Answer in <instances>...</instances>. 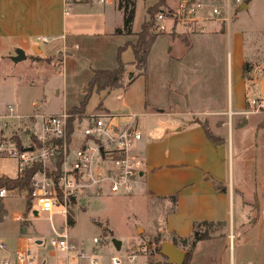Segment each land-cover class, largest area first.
Listing matches in <instances>:
<instances>
[{"label": "crops", "instance_id": "obj_1", "mask_svg": "<svg viewBox=\"0 0 264 264\" xmlns=\"http://www.w3.org/2000/svg\"><path fill=\"white\" fill-rule=\"evenodd\" d=\"M231 1L230 23L221 18H211L204 23V33L192 35L174 33L177 36L188 37L183 39L189 42H178L180 39L173 38L170 33L157 37L156 41L160 39L171 41L164 42L165 47H162L155 57L159 74L167 80L166 90L171 92L168 98L157 99V95H155L157 100L150 98V91L146 87L148 68L144 75L137 77L131 84V89L136 83H141V88L143 86L139 100L134 98L135 101H139L140 107L131 113L137 116V124L138 116H168L161 126L142 134L138 148L144 157L145 165L131 196L140 200L146 199L152 207L151 210H154L149 235L160 234L163 242L169 241L175 244L184 250L186 255L190 253L188 264H222L223 257L218 256H223L225 253L224 264H242V257H239L237 261L235 256L236 233L241 240L240 234L247 236L251 227L256 225L246 226L244 222L248 218L245 211L247 201L245 193L240 190L234 180L235 168L236 175L239 176V167L235 164V148L244 149L240 143L246 142L244 139L248 134L252 135L255 142L258 137L264 141V110L251 114L249 117L241 114L247 109V102L244 105L238 100V94L234 95L232 81L231 85L230 82L228 84V78L230 79V76L232 78L233 73L232 61L230 66L232 49L229 45L227 50V42L220 41L224 39L226 26L228 38H230L232 18L234 21L238 16V19L233 22L236 25V31L241 33V42L237 47L238 66L235 68L240 69L241 82L247 88L243 66L245 61H252L246 56L249 47L244 42L245 27L238 21L241 16L252 14L259 0H250L247 6H244L243 0L240 3ZM82 2L89 3L90 6L80 4ZM97 2L103 3L104 7L94 8L93 0L73 2L75 6L68 20L64 12L63 0H0V54L8 52L9 46L21 47L26 51L34 43L31 41L34 34L47 32L52 39H64L58 45H61L65 55L69 54V49L81 50L82 53L89 55L94 48L97 57H94L96 61H92L95 62L96 69L116 68L119 48L127 43H136L139 31L133 30V34L130 35L116 34L115 30L122 27L123 19L107 23V5L112 4V1L97 0ZM226 2L227 0L223 3V8L219 4H212L209 9L205 7L201 15L210 17L213 6H219L223 10ZM114 11L116 12L115 9ZM87 15H90V18L84 21L86 25L94 26L101 23L103 26L101 32L92 33V36H102L105 39L110 37L111 42H68L65 35L67 28L71 30L68 36L73 39L85 35L86 32L81 26L82 18ZM45 37L47 38V35ZM156 41L148 61L155 47L160 43ZM33 47L36 52L39 51L40 58L50 57L48 55L51 54V48L47 49L45 56L40 47ZM218 50L221 55L223 54L220 60V63L221 61L223 63L222 74L217 67L218 59L214 56ZM61 57L64 64V60L68 57ZM121 58L128 65L125 77L129 78L134 70L131 64L134 60L131 46L125 48ZM235 73L238 76L239 71ZM221 77L223 88L219 94L218 79ZM263 91L262 83L261 95H264ZM102 93L108 94V91ZM220 95L225 100L223 107H218L215 103ZM118 96L124 100L126 91H122ZM179 98H184V107H178ZM125 105L128 106L126 103ZM107 111L111 112L108 109ZM19 113L32 114V112L24 111ZM204 115L213 117L223 115L225 118L216 126L217 130L213 131L205 129L201 120ZM130 120L128 117L123 118L124 122ZM207 130L211 136L207 134ZM254 145L258 146L259 143ZM262 185L264 194V180ZM236 208H238L237 219L235 218ZM14 218L19 222L21 238L17 239L15 251L11 252V255L26 248L29 250V241L26 242L22 238L27 233L22 234L20 230L21 221L25 218L20 215ZM258 222L261 227L260 236L264 237V217H260ZM205 223L215 228L214 232L206 234V239L192 245L195 230L203 233ZM197 224L198 227H195ZM240 224L243 226L237 230L236 225ZM240 230L241 233H239ZM31 261L30 259L29 262ZM19 264H25V262Z\"/></svg>", "mask_w": 264, "mask_h": 264}, {"label": "rangeland", "instance_id": "obj_2", "mask_svg": "<svg viewBox=\"0 0 264 264\" xmlns=\"http://www.w3.org/2000/svg\"><path fill=\"white\" fill-rule=\"evenodd\" d=\"M111 1L112 4L107 5V23L117 20L122 21L123 11L118 6V0ZM159 1L135 0L134 31L141 30L142 24L150 18L148 10L153 14L154 8L157 7L153 6ZM180 1L182 0H165L164 7H176ZM63 2L66 18L69 20L75 4L70 1L66 3V0H63ZM203 2H205L206 9H209L212 4H219L223 8L225 0H203ZM257 3L255 10L252 9V14L245 15L246 13H242L246 17L241 16L238 21L245 27L243 31L244 42L249 47L246 56L255 64V70L248 73L249 79L246 80L247 88L241 82L240 69L235 68L238 66L239 53L237 47H239V42H241V33L236 31V25L233 22L238 19V16L234 21L232 18L230 38H228L226 26L224 39L220 41L227 42V50H229V45L231 46L232 56L230 58V66L232 61L233 73L232 78L231 76L230 79L228 78V84L230 82L231 85L232 81L234 95L238 94V100L244 105L248 102L249 98L261 96L260 87L262 83L264 87V0H259ZM80 4L90 6L89 3L85 2ZM93 4L94 8L98 6L99 8L104 7V4H99L97 0H93ZM88 18H90V15L82 18L81 27L84 32L89 34L84 33L85 35H82L80 38L75 37L73 39V37L68 36L71 34V30L67 28L65 35H67L68 42H111L110 37L105 39L102 36H92V33L101 32L103 26L101 23L94 26L86 25L84 21ZM150 31L159 35L165 34L157 32L155 24L151 27ZM45 35H47V42L38 39V37L42 38ZM171 36L175 39L179 38L178 42H189V40L183 39L188 37L177 36L174 33ZM63 40V38L52 39L47 32L36 33L32 36L31 40L34 42L32 44L35 45L31 44L29 49L25 51V59L19 62L12 60L16 50L23 49L21 47L15 48L9 46L8 52L0 54V112L6 111L9 106H12L17 113L19 111L33 113L35 109L45 113H59L66 109L71 111L73 107H78L81 104L84 100V87L89 82L92 69L95 68V62L92 60L96 61L94 58L97 57L96 51L94 48L90 51V58L88 54L82 53L81 50L75 51L69 49V54L65 55L62 52L63 48L61 45H58ZM156 42L160 43L157 44L153 55H151L148 61V77L146 79V87L150 91V98L155 100L168 98L170 96L169 93H171L166 90L167 85L165 83L167 80L163 79L161 74H159L158 63L155 60L157 52L162 47H165L166 44L164 42L171 41L169 39H160ZM33 46L40 47L45 56L47 49L51 48V54L48 55L50 57L45 59L40 58L39 51L36 52ZM257 49L259 50L256 51ZM61 56L68 57V59L64 60V64H62ZM214 56L218 59L217 67H219L218 70L222 74L223 63L222 61L220 63V60L223 54L221 55L218 50ZM235 71H239L238 76ZM127 81L128 78L124 77V82L126 83ZM222 81V77L218 79L219 94L223 88ZM140 84H134L132 89L130 85L125 90L126 96L124 100H122L121 96H118L124 91L123 89H115L108 94L94 92L86 106L85 112L90 114L94 111L101 112L108 109L112 113L121 114L124 118H127L125 117L126 114H131L140 107L139 101L134 100V98L139 100L141 96L140 92L143 86L141 88ZM240 85L241 88H239ZM179 90H181L180 87ZM155 95H157V99ZM183 99L179 98L180 103H178V107L180 108L184 107L185 100ZM217 99L218 101L215 103L218 107H223L225 105L224 97L220 95ZM35 104L36 106H34ZM167 118V115L138 116L139 128L144 135L146 131L155 129L159 125L161 126ZM223 118H225L223 115L214 117L204 115L201 117V120L207 129L216 131V126L220 124ZM24 123V120H20V122L15 121L17 126H24ZM27 126H29L28 122ZM244 140H246L245 143H240L244 146V149L240 147L235 148V164L239 167V176L236 175L235 168L234 180L236 185L240 187V190L245 193V200L247 201L245 211L248 218L244 221L245 225H256L251 227L247 236L240 234V236L242 235L241 240L238 239L239 235L236 233L235 256L237 261L239 257H242V264H264V237L260 236L259 230L261 227L259 225L260 221L258 222L260 217H264L262 185L264 180V141L261 140V137H258L257 142H255L251 134L246 135ZM254 143H259V145L255 146ZM13 168L14 162H1L0 174L12 176ZM84 202L85 206L80 207L74 212V226L69 225V227L70 240L76 243L78 248H84L87 257L78 258L75 256V253H71L69 255L71 264H94V259L96 260V264H113V257H117L120 264H142L144 262L143 256H138L134 261H131L129 258L133 249L143 243L151 246V264L157 261L164 264L167 263L166 258L160 252L155 251V249L153 250L155 247H161L165 241L163 242L160 234L158 236L149 235L154 216V210H151L152 207L151 205L149 206V201L146 199H136L131 195L107 194V196L85 198ZM3 205L6 213L4 214V218L0 220V245L5 244L6 248H0V264H4V262L19 264L17 254H10L15 251L16 241L20 237L19 222L14 218L18 215L28 220L25 227V233L27 234L22 237L24 241H29L30 252L25 264L67 263V254L51 243V239L62 226V216L60 214H55L53 221H50L48 213L41 212L38 217L34 216L33 210L36 207L32 211L27 212L24 193L5 198ZM235 212V218L237 219L238 208L235 209ZM241 226L243 225H236L237 230ZM214 230L215 228L210 225L203 227V233L205 234L212 233ZM241 230L239 233H241ZM94 238H98L99 242L95 243ZM114 239L121 241V248L119 250L113 243ZM38 240H41L42 243H38ZM218 257H223L222 264H224L226 253ZM30 259L32 260L31 262H29Z\"/></svg>", "mask_w": 264, "mask_h": 264}, {"label": "built area", "instance_id": "obj_3", "mask_svg": "<svg viewBox=\"0 0 264 264\" xmlns=\"http://www.w3.org/2000/svg\"><path fill=\"white\" fill-rule=\"evenodd\" d=\"M68 1L75 2L66 0V3ZM231 2L227 0L223 10L213 6L210 17H204L201 12L205 2L182 0L176 7L165 8L157 14L156 30L170 34L204 33V23L211 18H221L230 23ZM38 39L43 42L48 40L45 36ZM263 110L264 96L251 97L247 109L241 114L249 117ZM125 117L131 120L124 122L123 115L107 110L87 114L69 110L45 113L35 109L32 114L25 115L9 106L6 111L0 112V163L14 162L12 176L0 174V177L24 178L28 170L37 167L31 177L30 191L2 187L0 198L24 193L25 198L30 196L33 208L36 207L37 214L34 216L48 213L49 220L53 221V216L60 214L62 226L51 243L67 254L66 264H71V253L78 258L87 257L84 248H78L70 240L69 227L71 217L75 220L74 212L85 206L84 199L107 194L130 196L142 176L145 160L138 148L142 132L136 115L127 114ZM20 120H24V126L15 124ZM94 242L98 243L99 239L94 238ZM0 247L4 249L6 245L1 244ZM28 255V248L18 251L19 263L25 262ZM138 256H143L142 264H151V246L140 244L133 249L129 259L134 261ZM112 260L113 264H120L117 257ZM93 263L96 264L95 259ZM153 264L164 263L157 261Z\"/></svg>", "mask_w": 264, "mask_h": 264}, {"label": "trees", "instance_id": "obj_4", "mask_svg": "<svg viewBox=\"0 0 264 264\" xmlns=\"http://www.w3.org/2000/svg\"><path fill=\"white\" fill-rule=\"evenodd\" d=\"M165 0H160L154 8V15L151 14V11L148 10V14L150 18L148 21H145L142 24L141 30L137 33L138 40L134 44H126L125 46L119 48L117 53V62L118 66L114 69H94L93 76L86 84L84 91V100L78 107H73L72 112L85 113L86 106L94 92L101 94L104 91H111L115 89H123L126 90L136 79L137 77L144 75L148 68V57L154 42L156 41L159 34L151 32V27L154 26L156 21L157 14L165 9L164 4ZM245 4H248L250 0H243ZM118 6L123 11V25L115 30L116 34H133V20L135 16V0H118ZM173 34V33H172ZM131 46L134 53V60L131 63L133 65V72L128 78V81L124 82V77L127 72L128 65L127 63L122 61L121 54L125 50L126 47ZM255 70V64L250 61H245L243 66V76L246 80L249 79L248 73ZM264 95L259 96L262 98ZM101 106V104H99ZM204 124V123H203ZM205 129L207 127L204 124ZM208 135L211 134L206 131ZM37 167L28 170L25 174L24 178H5L0 177V188L6 187L7 189H15V188H26L30 191V181L31 177L36 170ZM3 199L0 198V220L4 218V214L6 213ZM26 207L27 212L32 211L33 204L29 195L26 197ZM27 220H22L20 224L21 233L24 234L26 232L25 227L27 225ZM75 220L73 217L70 219V225L74 226ZM205 225H209L205 223ZM198 227V224L195 226ZM207 235L205 233H200L197 229L194 232L192 245H194L197 241L206 239ZM155 251L160 252V247H155ZM190 253H187L185 262L183 264H188ZM167 260V259H166ZM168 264V263H166Z\"/></svg>", "mask_w": 264, "mask_h": 264}, {"label": "water", "instance_id": "obj_5", "mask_svg": "<svg viewBox=\"0 0 264 264\" xmlns=\"http://www.w3.org/2000/svg\"><path fill=\"white\" fill-rule=\"evenodd\" d=\"M244 6L247 5L244 4ZM15 53V56L12 57V60L14 62H19L26 58V54L23 49H17ZM33 214L36 215L37 211L34 210ZM38 243H42V241L38 240ZM113 243L118 250L121 248V241L114 239ZM160 253L163 257L167 259L168 264H183L186 259V252L169 241H165L161 245Z\"/></svg>", "mask_w": 264, "mask_h": 264}]
</instances>
